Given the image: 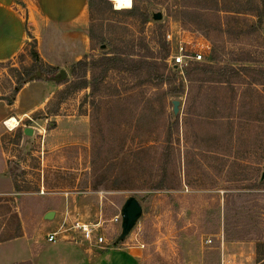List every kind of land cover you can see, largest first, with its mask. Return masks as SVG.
I'll list each match as a JSON object with an SVG mask.
<instances>
[{"label":"rangeland","instance_id":"obj_1","mask_svg":"<svg viewBox=\"0 0 264 264\" xmlns=\"http://www.w3.org/2000/svg\"><path fill=\"white\" fill-rule=\"evenodd\" d=\"M111 2V10L96 5L89 13L93 39L79 58L92 63L88 87L61 97L65 84L35 78L13 105L0 98V242L46 239L47 210L80 221L72 209L79 198L84 223L100 222L111 245L121 232V220L112 219L134 197L142 213L122 240L138 247L140 264H257V244L264 257V185L253 183L264 171V20L255 26L254 12L232 11L237 0H132L141 7L135 17L114 12ZM156 12L162 17L154 20ZM27 19L20 0H0V97L11 96L13 68L32 64L31 41L20 34ZM178 27L210 41L215 69L169 65L164 34ZM54 58L71 79L74 56ZM162 176L163 188L152 189ZM19 253L18 243L0 247V255Z\"/></svg>","mask_w":264,"mask_h":264},{"label":"crops","instance_id":"obj_2","mask_svg":"<svg viewBox=\"0 0 264 264\" xmlns=\"http://www.w3.org/2000/svg\"><path fill=\"white\" fill-rule=\"evenodd\" d=\"M20 1L28 9V30L38 45L37 52L40 53V48L44 49V63L57 66L59 62L54 57L58 52L65 56L72 55L76 61L82 53L88 51L89 38L86 30L89 9L87 0ZM18 11L20 10L18 9ZM22 32H20L21 35H27L25 28ZM39 56L41 58L42 54ZM32 108L27 107L21 114L26 115ZM79 203L80 199L77 198L72 208L73 211L78 212L76 213L77 220L80 222L89 221L86 217L81 216L82 209L79 207ZM52 210L54 216L50 220L44 218L45 213L50 210L42 214L41 228L45 229L46 236L64 229L56 236V242H48L45 238L32 240L28 234H20L14 239L0 242V247L8 243H18L21 251L19 256L1 254L0 264H140V250L138 247L128 245L127 239L115 246L113 244L98 246V249L87 242L70 240V236L73 234V229L70 227L76 220H72L74 217H71L68 211L64 214L58 210ZM92 212L91 208L88 216ZM97 219L95 216L91 221Z\"/></svg>","mask_w":264,"mask_h":264},{"label":"trees","instance_id":"obj_3","mask_svg":"<svg viewBox=\"0 0 264 264\" xmlns=\"http://www.w3.org/2000/svg\"><path fill=\"white\" fill-rule=\"evenodd\" d=\"M237 4H238V6L233 8L232 11H234L236 13L254 12L256 14V17H257L256 23L254 24L255 26L256 25L258 26L263 22V20H264V0H237ZM87 5H88L89 13L92 11V9H94V6H96V5L103 7V9H110V10L112 9L111 0H87ZM113 11L116 13H120L126 17H135V16L141 14V7L135 3H132L130 8H127V9L116 8V9H113ZM26 34L31 41V42H29V45H30L29 56L32 60V64H31V66H29L27 68H22V70L13 68L14 71L17 73V75L15 76L16 77L15 78V86L13 87V90L11 92V96L10 97H0L1 99L5 100L8 105H11L14 102L16 94L19 92V90L22 88V86L29 81L28 80L29 76H31L34 72H36L37 70H40L43 74H46L48 76H52L59 70V68L57 66L49 65V64L42 62V60L39 56V53L36 50V41H35L34 37L32 36V34L28 30H26ZM88 36L90 37V40L93 39L91 32H90V29L88 30ZM164 42H165V40H164ZM165 44L167 45L166 42H165ZM165 44L163 43L164 46H165ZM166 56H168V48H167V51L165 54V57ZM208 60H209L208 63H196V64L202 65L201 69L203 72H208L209 70H211L212 68L215 67V64H213V63H216L218 60L217 57L215 56V51H212L210 53ZM91 64L92 63L89 60H87V56H84L82 59H79L78 61H75L74 63H72L68 66L67 70L71 76V79H66L64 81L58 82L59 84H65V87L62 90L58 91L59 94H62V95H60L61 97H64L65 95H68L74 91L88 87L90 82L86 78V72H87L88 68L91 66ZM185 71H189L188 68L185 69ZM221 73H223V70ZM38 79H43V78H38ZM53 83H55V82H53ZM177 92H178V90L174 89V90H167L164 93L166 94V93H177ZM173 122L176 126L177 125V119L175 118L173 120ZM169 128H170V126H169ZM21 134H22V132L18 134V137ZM167 138H168V140L171 139L170 129L167 133ZM163 175H164V173H163ZM260 177L253 182L255 187H261L264 185V179L261 180ZM163 183H164V181H163V176H162L159 179V181L152 186V189L163 188ZM17 189H18V187L15 184V190H17ZM122 241L123 240H117L116 239L112 244L115 246ZM259 247H260L259 244H257V246H256L257 264H264V257L261 256ZM18 264H25V263H18Z\"/></svg>","mask_w":264,"mask_h":264},{"label":"built area","instance_id":"obj_4","mask_svg":"<svg viewBox=\"0 0 264 264\" xmlns=\"http://www.w3.org/2000/svg\"><path fill=\"white\" fill-rule=\"evenodd\" d=\"M164 40L167 43L168 56L167 62L173 67L179 68L181 71L195 63H208L211 53L210 41L198 30H188L178 27L174 33L172 29L164 34ZM121 220L120 215L114 216L113 222ZM100 222L84 223L75 221L70 227L73 229V234L70 240L74 242H87L89 245H98L100 247L109 245L107 239L102 234L98 233ZM64 229L47 234L46 240L48 242H56V236L63 232ZM105 245V246H106Z\"/></svg>","mask_w":264,"mask_h":264},{"label":"water","instance_id":"obj_5","mask_svg":"<svg viewBox=\"0 0 264 264\" xmlns=\"http://www.w3.org/2000/svg\"><path fill=\"white\" fill-rule=\"evenodd\" d=\"M161 17H162V14L160 12L153 13V16H152L154 20L160 19ZM40 77L44 78L47 81L59 82V81L65 80L68 77V74L66 70L63 68H60L58 72L52 76H48L46 74H43L40 70H37L31 76H29L28 80L30 81V80H33L35 78H40ZM178 104H179L178 100L172 101L174 114H176L178 111ZM23 133L26 135H31L32 131L29 130L28 128H25L23 130ZM260 179L261 180L264 179V171L262 172ZM141 213H142V207L136 198L129 197L125 200L120 210L121 232L117 240H122L125 236H127L130 233V231L136 224V221L140 217ZM53 216H54V211L50 210L45 213L44 218L50 220L53 218Z\"/></svg>","mask_w":264,"mask_h":264},{"label":"bare ground","instance_id":"obj_6","mask_svg":"<svg viewBox=\"0 0 264 264\" xmlns=\"http://www.w3.org/2000/svg\"><path fill=\"white\" fill-rule=\"evenodd\" d=\"M117 8L127 9L132 5V0H112ZM7 125H10V128H14L17 126V119L15 117H10L6 120Z\"/></svg>","mask_w":264,"mask_h":264}]
</instances>
